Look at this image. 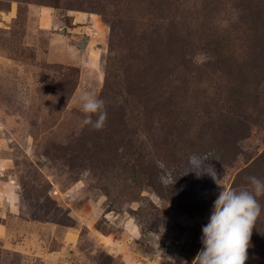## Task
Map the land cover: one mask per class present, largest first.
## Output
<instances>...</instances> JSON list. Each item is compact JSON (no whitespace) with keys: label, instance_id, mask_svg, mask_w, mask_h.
Returning <instances> with one entry per match:
<instances>
[{"label":"rangeland","instance_id":"1","mask_svg":"<svg viewBox=\"0 0 264 264\" xmlns=\"http://www.w3.org/2000/svg\"><path fill=\"white\" fill-rule=\"evenodd\" d=\"M209 153L217 179L159 182L157 162L179 177ZM250 176L264 0H0V264H192L215 199ZM258 202L245 264H264Z\"/></svg>","mask_w":264,"mask_h":264},{"label":"clouds","instance_id":"2","mask_svg":"<svg viewBox=\"0 0 264 264\" xmlns=\"http://www.w3.org/2000/svg\"><path fill=\"white\" fill-rule=\"evenodd\" d=\"M76 103L84 113L82 121L84 126H90L95 130L105 126L108 114L103 99L89 90L82 89L77 95ZM213 159V153L203 156L190 155L187 171L179 177H175L163 162H157L161 170L159 182L165 187L172 188L181 176L189 172L197 177L207 174L217 179L213 166L206 163ZM206 169H210L211 172ZM248 181V187L239 190L230 188L219 193L213 203L208 222L201 229L202 247L192 264H245L252 230L261 214L258 197H264V180L250 176ZM172 261L175 264V261ZM181 264H187V261L182 260Z\"/></svg>","mask_w":264,"mask_h":264}]
</instances>
